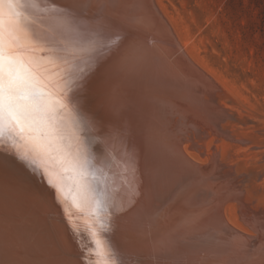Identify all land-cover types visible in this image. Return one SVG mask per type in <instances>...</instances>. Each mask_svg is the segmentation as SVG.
<instances>
[{"label":"bare ground","instance_id":"6f19581e","mask_svg":"<svg viewBox=\"0 0 264 264\" xmlns=\"http://www.w3.org/2000/svg\"><path fill=\"white\" fill-rule=\"evenodd\" d=\"M36 4L30 27L69 61L45 63L53 84L81 71L62 93L63 140L0 146V264H264L262 205L238 216L250 232L225 215L260 189L263 120L192 60L155 0ZM81 37L106 47L81 51Z\"/></svg>","mask_w":264,"mask_h":264},{"label":"rangeland","instance_id":"374dc122","mask_svg":"<svg viewBox=\"0 0 264 264\" xmlns=\"http://www.w3.org/2000/svg\"><path fill=\"white\" fill-rule=\"evenodd\" d=\"M155 1L192 60L245 106L250 116L253 113L254 118L263 120L264 125V0ZM212 143L213 140L208 142L209 149ZM185 150L189 152L187 146ZM189 155L201 164L206 163L207 158L196 151ZM262 178L260 189H247L245 197L249 195L247 201L251 205L247 198L244 201L248 207L245 202L240 205L234 200L225 205L228 221L245 233L251 230L240 215L254 208L252 205H264ZM262 206L258 208L264 211Z\"/></svg>","mask_w":264,"mask_h":264},{"label":"snow or ice","instance_id":"6c2138e0","mask_svg":"<svg viewBox=\"0 0 264 264\" xmlns=\"http://www.w3.org/2000/svg\"><path fill=\"white\" fill-rule=\"evenodd\" d=\"M37 7L36 0H0V146L17 147L20 140H35L27 135L31 132L48 142L65 138L57 114L65 107L64 89L79 78L81 70L69 65L57 74L63 84H53L45 63L58 66L69 61L56 39L30 27ZM78 47L94 52L106 44L102 38L81 37ZM37 50H47L50 55L37 58L33 55ZM32 151L29 162L35 163V157L42 155V145L34 144ZM21 159L29 157L25 154ZM85 186L94 190L87 182Z\"/></svg>","mask_w":264,"mask_h":264}]
</instances>
